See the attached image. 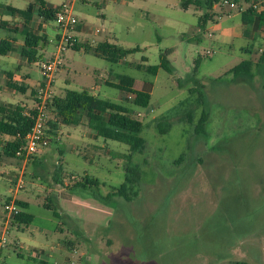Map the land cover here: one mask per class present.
Returning a JSON list of instances; mask_svg holds the SVG:
<instances>
[{
  "label": "rangeland",
  "instance_id": "374dc122",
  "mask_svg": "<svg viewBox=\"0 0 264 264\" xmlns=\"http://www.w3.org/2000/svg\"><path fill=\"white\" fill-rule=\"evenodd\" d=\"M45 1L56 8L68 0ZM32 4L39 2L0 0V42L15 39L20 59L0 56V73L27 77L28 86L24 94L7 90L6 100L28 108L43 81L39 63L53 60L62 34L54 20L42 21L37 33L45 41L29 60L25 37L2 23L18 26L8 6ZM251 4L241 10L217 4L209 11L216 22L201 28L199 16L207 10H184L182 0L74 3L79 23L68 35L82 49L62 54L55 95L90 92L127 107L144 124L145 149L133 153L96 136L86 118L79 126L61 125L58 138L27 162L3 156L1 140L0 264H264V25L241 28ZM104 42L138 51L115 64L84 50ZM168 51L173 72H148ZM246 61L252 62L250 77L228 74ZM120 76L151 95L147 108L107 86ZM204 112L208 120L198 135ZM49 118L55 119L51 111ZM160 122L169 125L167 132ZM129 166L141 177L132 201L111 196L125 184ZM85 178L97 184L74 187ZM15 199L27 202L33 216L23 231L6 224L5 204Z\"/></svg>",
  "mask_w": 264,
  "mask_h": 264
},
{
  "label": "trees",
  "instance_id": "16d2710c",
  "mask_svg": "<svg viewBox=\"0 0 264 264\" xmlns=\"http://www.w3.org/2000/svg\"><path fill=\"white\" fill-rule=\"evenodd\" d=\"M222 0H182V9L188 10L191 6L203 7L207 11L205 14L199 16L198 25L203 28L209 22H216L215 18L209 13L213 10L217 4H220ZM235 3L240 7L245 4H251V0H228ZM39 5H30L26 10H20L11 6L7 7L8 12L13 16L21 17L25 23L23 29H21L22 35L25 37L26 48L25 54L31 59V54L41 42L45 39L43 36H38L33 30L27 29V26L33 21L34 16L42 19L44 22H48L55 19L56 8H51L45 0H38ZM37 7V8H36ZM37 11V13H35ZM220 16V15H219ZM222 16V15H221ZM242 22L245 26V30L250 28H256L264 25V11L257 12L252 7L242 12ZM6 23H2V26L6 27ZM11 30V29H10ZM17 28H14L13 32H17ZM12 43L9 40H2L0 42V56H5L8 52L12 51ZM75 50L82 49V46L75 40V44L72 47ZM31 51H30V50ZM28 50V51H27ZM86 52L94 51L96 55L107 59L112 63H119L128 54L138 51L125 50L121 47L104 42L99 44L96 48H92L89 44L84 48ZM168 51L161 56V63L158 66H149L148 72L157 74L160 69H163L169 73H172V67L167 59ZM264 62V57L259 61V64ZM252 62H243L238 67L231 70L228 74H234L235 76H251ZM119 82H107V86L116 88L122 92H126L130 96H135V103L142 108H147L150 105L151 95L144 93L133 88L132 85L124 84L123 77H118ZM17 91L24 93L27 92V88L19 86L13 83L9 85ZM35 91L33 92V95ZM52 114L55 115L54 120H49L48 135L53 139L58 137L59 128L61 125H81L82 118L87 119L89 128L95 133L96 136L105 138L107 140H113L122 144H126L130 147V151L133 153L143 152L145 149V141L139 137L143 131L144 124L133 115L130 110L123 106L107 100H104L98 96L91 94L90 92H72L69 91L65 97H55L51 107L49 109ZM209 114L204 112L201 120L196 127V134L201 135L205 131V125L208 120ZM190 118V116H188ZM34 124V112L28 107L15 104L0 103V141L1 138H7L3 140L2 152L3 156L17 158L24 160V157H18L17 152L24 148L26 145V137L31 131ZM158 128L161 132H167L169 125L163 127V122L158 123ZM31 158V157H30ZM33 158V156H32ZM140 172L137 166H129L126 173V182L119 189H115L111 196H119L127 201H132L131 189L135 184L140 181ZM95 185L94 181L85 178L83 182H77L74 187L86 188L87 185ZM15 203L20 208V213L13 216L10 220V226L17 227L20 231H23V227H27L32 224L33 216L27 213L29 204L24 201L16 200ZM48 209H51V205H47ZM57 217L58 214L55 212ZM229 264H249L244 261L232 262Z\"/></svg>",
  "mask_w": 264,
  "mask_h": 264
},
{
  "label": "built area",
  "instance_id": "2783aa9c",
  "mask_svg": "<svg viewBox=\"0 0 264 264\" xmlns=\"http://www.w3.org/2000/svg\"><path fill=\"white\" fill-rule=\"evenodd\" d=\"M84 0H68L61 6L56 7L55 12V23L62 31V34L58 35L57 53L54 55L51 62H40L39 67L42 71L43 81L39 84L38 88L35 90L33 96L34 106L29 107L34 112V124L31 131L26 137V145L24 148L17 152L18 157H24L25 162H27L30 157L36 155L41 148L48 147L51 143V137L48 135V123H49V109L51 104L56 97L53 90L54 86V76L60 65L62 64V54L67 48H72L75 44V39L68 35V33L73 30L79 23L78 18L74 13V3ZM222 5H227L232 9H242L239 8L233 2L228 0H223ZM255 11H264V0L252 2L251 6ZM222 18V16H219ZM232 16L229 15V18ZM19 188H23V182L19 181ZM5 213L7 214V225L10 224V220L13 216L20 213V208L17 206L14 200H10L5 204ZM7 227V226H6ZM5 227V229H6ZM5 242L1 240L0 243Z\"/></svg>",
  "mask_w": 264,
  "mask_h": 264
},
{
  "label": "crops",
  "instance_id": "0c3cea01",
  "mask_svg": "<svg viewBox=\"0 0 264 264\" xmlns=\"http://www.w3.org/2000/svg\"><path fill=\"white\" fill-rule=\"evenodd\" d=\"M11 15V14H10ZM13 16V15H12ZM14 17V20L16 19V20H18V23H17V25L18 26H14V27H11V26H13V25H8L7 23V25H6V28H8V29H11V30H13L14 28H21V29H23V27H24V23H25V21H22L20 18H19V16H13ZM18 18V19H17ZM20 20V21H19ZM43 20L42 19H40V20H35V23H34V21H32L28 26H27V29H30V30H33V29H31V25H33V24H35L34 26H36V27H34V33L36 34V35H38V36H41V34H39V33H41V31H42V28H43V24L41 23ZM15 24V23H14ZM243 27H244V24H243V22H242V29H243ZM256 27V26H255ZM254 27V28H255ZM21 29H18L19 31L18 32H16V33H18V34H22V32H21ZM37 31H40L39 33H37ZM11 43H12V46H13V44L16 42V40L15 39H12V41H10ZM15 45H16V43H15ZM24 45H25V43H24ZM37 49H35V52H34V54L31 56V59L30 60H34V59H36V55H37ZM5 57L6 58H8L10 61H16V62H20V59H19V55H16L15 53H14V51H13V48H12V51L11 52H8L6 55H5ZM25 77V76H24ZM27 78V77H26ZM26 78L25 79H21V80H16V79H18V76L17 75H15V74H13V73H9V72H5V71H2L1 73H0V103H4V104H12L11 102H9V101H7L6 99H8V97H7V90H8V92L10 93V92H13V91H15V89H13L12 87H10L9 85H10V83H13V84H16V85H19V86H23V87H26V88H28V86L26 85ZM17 91V90H16ZM35 91V90H34ZM33 91V92H34ZM2 94L3 95H5V100H1V97H2ZM59 136V135H58ZM58 138V137H57ZM7 140V138H1V140ZM16 200H18V199H15L14 201H16ZM6 219V218H5Z\"/></svg>",
  "mask_w": 264,
  "mask_h": 264
}]
</instances>
